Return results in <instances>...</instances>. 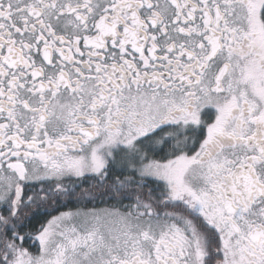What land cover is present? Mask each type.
Listing matches in <instances>:
<instances>
[{"label": "snow or ice", "instance_id": "obj_1", "mask_svg": "<svg viewBox=\"0 0 264 264\" xmlns=\"http://www.w3.org/2000/svg\"><path fill=\"white\" fill-rule=\"evenodd\" d=\"M0 264H264V0H0Z\"/></svg>", "mask_w": 264, "mask_h": 264}]
</instances>
